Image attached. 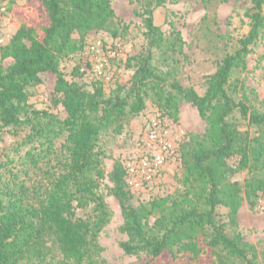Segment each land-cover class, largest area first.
<instances>
[{
	"label": "trees",
	"instance_id": "16d2710c",
	"mask_svg": "<svg viewBox=\"0 0 264 264\" xmlns=\"http://www.w3.org/2000/svg\"><path fill=\"white\" fill-rule=\"evenodd\" d=\"M135 1L144 50L132 59L129 85L118 84L112 96H105L99 83L87 91L68 82L60 68L63 59L83 49L87 35L117 36L110 0H28L16 8L22 22L0 52L1 60H12L0 66V125L13 133L27 129L19 145L27 148L17 158L0 156V264H51L48 241L61 254V264H97V237L108 219L98 192L105 158L99 137L120 132L151 96L169 117L176 116L180 101L189 102L205 130L181 152V188L174 196L131 206L127 169L114 162L110 193L123 217L119 231L128 238L121 249L143 255L144 264L163 257L178 264H259L255 246L237 230V218L244 200L254 207L264 197V100L262 109L250 104L254 92L247 95L234 74L245 70L247 56L264 35V0H250L247 33L205 80L202 95L153 64L156 54L165 62L187 60L181 32L170 25L165 36L154 24L155 10L166 0ZM47 72L56 76L62 118L28 103L27 89ZM242 172V182L233 180ZM89 205L93 220L75 217L76 209Z\"/></svg>",
	"mask_w": 264,
	"mask_h": 264
},
{
	"label": "rangeland",
	"instance_id": "374dc122",
	"mask_svg": "<svg viewBox=\"0 0 264 264\" xmlns=\"http://www.w3.org/2000/svg\"><path fill=\"white\" fill-rule=\"evenodd\" d=\"M28 0H0V52L8 45L11 37L19 28L22 18L16 8L26 5ZM115 16L119 22L117 36L109 33H91L85 37L83 49L67 57L60 64L61 71L68 82H77L87 91L99 83L105 96H112L117 85L128 86L134 73L133 57L144 50L143 27L138 15V4L135 0H110ZM250 0H166L164 6L154 12V24L167 36L173 25L181 32L187 60L177 64L174 61L158 60L155 55L153 64L163 74L169 72L176 76L178 83L192 87L202 95L205 80L212 75L223 56L232 52L238 38L248 31V20L245 12L250 8ZM20 16V17H19ZM78 38L77 35L73 36ZM100 42V44H97ZM184 61V63H182ZM163 62V63H162ZM12 63L10 58L1 60L0 66L6 68ZM176 69H171V66ZM250 96L252 104L262 109L260 101L264 100V35L252 47L246 59V68L234 74ZM40 84L28 88V103L36 110L64 116L61 106V95L55 93L56 76L47 72L40 74ZM172 81V78H169ZM240 95H238L239 97ZM237 97V98H238ZM259 102V103H258ZM142 113L122 124L118 133L108 130L99 137V146L105 153L102 161L104 176L99 181L98 192L108 212V219L98 234L97 243L101 249L97 264H144L146 258L127 255L120 244L127 241V236L119 231L123 223L118 201L110 193L113 186L110 173L113 164L119 160L126 167L133 166L134 173L126 176V183L132 194L129 204L133 207L146 205L153 199L174 196L181 188L182 157L189 142L205 130V123L196 109L187 101H180L179 111L175 117H169L157 106L154 97L146 99ZM153 123L157 126H153ZM27 129L13 133L9 128L0 125V156L10 155L17 158L27 147H19ZM154 135L157 141L149 142ZM166 136V137H165ZM165 137L169 146L162 152L159 140ZM162 152L164 162L158 173L146 180L138 169L139 161L151 159L154 154ZM245 172L237 173L233 180L242 182ZM96 213L93 206L76 209L75 217L93 220ZM152 220V219H151ZM237 230L245 240L255 246L259 264H264V197L258 199L254 207L243 201L238 213ZM51 241L46 243L49 249L47 260L51 264H61L62 256ZM153 264H178L168 258H161Z\"/></svg>",
	"mask_w": 264,
	"mask_h": 264
},
{
	"label": "built area",
	"instance_id": "2783aa9c",
	"mask_svg": "<svg viewBox=\"0 0 264 264\" xmlns=\"http://www.w3.org/2000/svg\"><path fill=\"white\" fill-rule=\"evenodd\" d=\"M97 44H100V42H98ZM153 126L156 127L157 124L153 123ZM165 137L159 140V145L162 147V152L166 153L169 146L165 143V140H164ZM148 140L149 142H153V141H157V138L156 136L152 134L149 136ZM162 152L158 151V153L154 154L151 159L144 158L139 161L138 169L141 171V175L144 176V178L147 181L150 180L153 176H155L158 173V171L161 169V167L163 166V162L165 158L164 156H162ZM126 169H127L128 175L134 173V168L133 166H130V164L126 166Z\"/></svg>",
	"mask_w": 264,
	"mask_h": 264
}]
</instances>
